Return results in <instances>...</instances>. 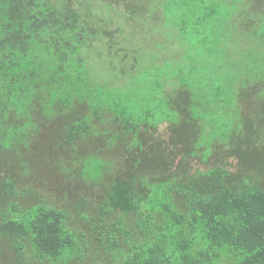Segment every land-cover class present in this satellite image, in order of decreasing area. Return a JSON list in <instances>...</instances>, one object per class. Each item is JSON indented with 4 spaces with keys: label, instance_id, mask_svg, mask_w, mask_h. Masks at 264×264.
I'll list each match as a JSON object with an SVG mask.
<instances>
[{
    "label": "trees",
    "instance_id": "16d2710c",
    "mask_svg": "<svg viewBox=\"0 0 264 264\" xmlns=\"http://www.w3.org/2000/svg\"><path fill=\"white\" fill-rule=\"evenodd\" d=\"M0 264H264V0H0Z\"/></svg>",
    "mask_w": 264,
    "mask_h": 264
},
{
    "label": "rangeland",
    "instance_id": "374dc122",
    "mask_svg": "<svg viewBox=\"0 0 264 264\" xmlns=\"http://www.w3.org/2000/svg\"><path fill=\"white\" fill-rule=\"evenodd\" d=\"M113 16H114V14H112ZM115 17V19H116V16H114ZM119 21V20H118ZM128 29V28H127ZM127 33H128V30H127ZM144 36H145V38H146V34H144ZM144 36L141 38V40L142 41H144L145 40V38H144ZM163 41H164V37H160L159 38V42H161V43H163ZM121 42V41H120ZM139 42V41H138ZM171 47H173V48H177V45H175L174 43H172L171 44ZM103 72H104V70H103ZM228 164L230 165V167L233 169V167H234V165H235V162H234V160L233 159H229L228 160ZM202 167V166H201Z\"/></svg>",
    "mask_w": 264,
    "mask_h": 264
}]
</instances>
